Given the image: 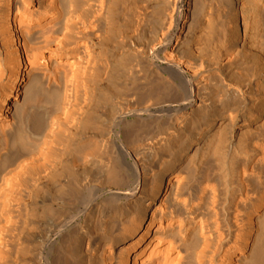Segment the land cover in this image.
<instances>
[{
    "label": "bare ground",
    "instance_id": "6f19581e",
    "mask_svg": "<svg viewBox=\"0 0 264 264\" xmlns=\"http://www.w3.org/2000/svg\"><path fill=\"white\" fill-rule=\"evenodd\" d=\"M185 254L264 264V0H0V264Z\"/></svg>",
    "mask_w": 264,
    "mask_h": 264
},
{
    "label": "rangeland",
    "instance_id": "374dc122",
    "mask_svg": "<svg viewBox=\"0 0 264 264\" xmlns=\"http://www.w3.org/2000/svg\"><path fill=\"white\" fill-rule=\"evenodd\" d=\"M183 254H184V253H183ZM187 256H188V255H186V254L183 256L184 259L182 260L181 263H182V264H195L194 261H191L192 259H189V258H188V257H190V256H188V257H187ZM183 261H184V262H183ZM191 262H192V263H191Z\"/></svg>",
    "mask_w": 264,
    "mask_h": 264
}]
</instances>
